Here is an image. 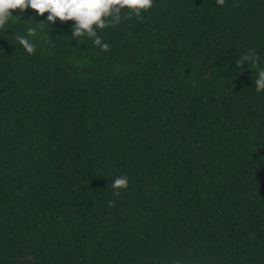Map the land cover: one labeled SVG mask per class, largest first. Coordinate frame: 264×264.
I'll list each match as a JSON object with an SVG mask.
<instances>
[{
	"label": "trees",
	"instance_id": "trees-1",
	"mask_svg": "<svg viewBox=\"0 0 264 264\" xmlns=\"http://www.w3.org/2000/svg\"><path fill=\"white\" fill-rule=\"evenodd\" d=\"M13 15L0 264H264V92L236 68L251 49L264 68V0H154L142 22L97 29L108 52L74 21L41 32L47 13ZM28 27L34 55L15 39Z\"/></svg>",
	"mask_w": 264,
	"mask_h": 264
},
{
	"label": "clouds",
	"instance_id": "clouds-1",
	"mask_svg": "<svg viewBox=\"0 0 264 264\" xmlns=\"http://www.w3.org/2000/svg\"><path fill=\"white\" fill-rule=\"evenodd\" d=\"M226 0H216L220 7L225 6ZM154 0H0V29H4L8 22L14 17L13 11L19 10L21 16L28 9L34 10L36 15L44 16L46 20L36 23L41 32L45 24L54 25L57 20L61 22L74 21L71 27L72 38L80 43V38L87 37L93 41L103 52L110 51V45L102 42L97 34V29L104 30L120 24L122 18L131 19L134 15L142 22V13L153 7ZM239 7L238 4L235 5ZM124 13V17H122ZM19 17V16H15ZM33 22L29 23L32 24ZM37 27H28L26 35H16L15 39L29 54L36 53V44L29 37L37 36ZM260 57L255 54V49L236 60V68L243 69L244 63L248 62L251 68L255 69V91L264 92V68L257 71ZM128 178L121 175L112 182L113 195L119 196L122 190L128 188ZM109 206H115L114 201Z\"/></svg>",
	"mask_w": 264,
	"mask_h": 264
}]
</instances>
